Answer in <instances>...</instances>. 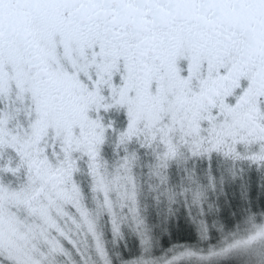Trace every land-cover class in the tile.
<instances>
[{
    "label": "snow or ice",
    "instance_id": "6c2138e0",
    "mask_svg": "<svg viewBox=\"0 0 264 264\" xmlns=\"http://www.w3.org/2000/svg\"><path fill=\"white\" fill-rule=\"evenodd\" d=\"M0 264H264V0H0Z\"/></svg>",
    "mask_w": 264,
    "mask_h": 264
},
{
    "label": "trees",
    "instance_id": "16d2710c",
    "mask_svg": "<svg viewBox=\"0 0 264 264\" xmlns=\"http://www.w3.org/2000/svg\"><path fill=\"white\" fill-rule=\"evenodd\" d=\"M228 217H229V216H228ZM228 217L226 216V218H228ZM184 231H185L186 235H182V236L180 237L181 240H184V239L194 240V239H195V232H194V229H193V228L187 226V227L184 229ZM214 238H215V236H214ZM212 242L214 243L215 240L213 239Z\"/></svg>",
    "mask_w": 264,
    "mask_h": 264
},
{
    "label": "rangeland",
    "instance_id": "374dc122",
    "mask_svg": "<svg viewBox=\"0 0 264 264\" xmlns=\"http://www.w3.org/2000/svg\"><path fill=\"white\" fill-rule=\"evenodd\" d=\"M229 200H230V202H231V197H229ZM226 216H227V217L229 216V208L225 205V206H223L222 209H221V219L224 220L225 222H228L229 217L226 218ZM186 227H187V226H186ZM186 227H185V228H186ZM189 227H191V226H189ZM191 228H192V227H191ZM212 235H213V237H214V236H216V233L213 232Z\"/></svg>",
    "mask_w": 264,
    "mask_h": 264
}]
</instances>
